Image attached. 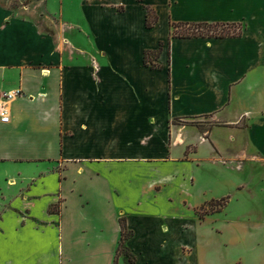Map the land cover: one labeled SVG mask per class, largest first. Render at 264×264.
I'll use <instances>...</instances> for the list:
<instances>
[{"label":"crops","instance_id":"0c3cea01","mask_svg":"<svg viewBox=\"0 0 264 264\" xmlns=\"http://www.w3.org/2000/svg\"><path fill=\"white\" fill-rule=\"evenodd\" d=\"M12 5L0 0V95L20 92L0 121V264H264V0ZM171 23L243 30L173 38ZM161 46L160 68L145 65Z\"/></svg>","mask_w":264,"mask_h":264},{"label":"trees","instance_id":"16d2710c","mask_svg":"<svg viewBox=\"0 0 264 264\" xmlns=\"http://www.w3.org/2000/svg\"><path fill=\"white\" fill-rule=\"evenodd\" d=\"M158 22V17L150 8H147V20L146 24L148 28H152ZM39 23V22H37ZM236 29L235 31L231 32L232 29ZM171 36L173 38H226V37H239L242 35L243 27L237 24H209V23H171ZM207 30L206 32H202ZM221 30V32H218ZM47 33L49 30L45 28ZM209 31V32H208ZM162 46L157 51H146L144 56V63L147 66H151L152 68H160L159 64L157 63L161 53H162ZM226 199H222L218 202H211L209 206L211 207L210 210L207 212L204 211V207L197 211V214L202 218L204 215L209 213L219 212L225 205L222 203L226 202ZM219 209H216L218 208ZM215 208V209H214ZM205 212V213H203ZM121 229H122V239L120 246L117 250V255L120 253V249L122 245H124L125 240L130 237V232L127 231V226L125 223V219H121L120 221ZM114 264H117V260H115Z\"/></svg>","mask_w":264,"mask_h":264},{"label":"rangeland","instance_id":"374dc122","mask_svg":"<svg viewBox=\"0 0 264 264\" xmlns=\"http://www.w3.org/2000/svg\"><path fill=\"white\" fill-rule=\"evenodd\" d=\"M32 3V0H13V5L11 6L13 9H14V11L15 12H17L18 10H19V8H23V7H27L28 8V6L30 5ZM23 10V9H22ZM20 11V10H19ZM30 15H31V17H34L35 19H37V21L39 22V23H41L42 25H44L45 23H43V22H41L40 21V18L38 17V16H36V15H33L32 14V11L30 10ZM27 14H28V12H26ZM45 29V28H44ZM236 29H232L231 30V32H233V31H235ZM207 30H204V31H202V32H206ZM209 32V31H208ZM218 32H221V30H218ZM58 169H59V171L60 172H63V170H64V167H62V165H59V167H58ZM218 202V201H217ZM227 202V201H226ZM226 202H224V203H222V205H225L226 204ZM254 203V202H253ZM210 204V203H209ZM209 204L207 205V206H205L204 207V211L205 212H207L208 210H210L211 209V207L209 206ZM255 204V203H254ZM215 209V208H214ZM216 209H219V207L218 208H216ZM59 211V206L57 205V206H54V207H52V209H51V212H53V213H56V212H58ZM205 212H203V213H205ZM84 236H86L85 235V233H83V228H82V225H81V228L79 229L78 227H76V230H75V234H74V238L77 240V239H82V238H84ZM93 247H94V249H96V250H92V249H89V253H88V255L89 256H93V255H95V253H94V251L95 252H100L101 250H100V246H95V245H93ZM102 247V246H101ZM81 251L83 252V253H87L88 252V250H86V249H81ZM125 252H127V249L125 248V246L124 245H122V247H121V249H120V253H125ZM94 262V264H105V260H101V259H98V260H94L93 261ZM88 264H90V263H88Z\"/></svg>","mask_w":264,"mask_h":264},{"label":"built area","instance_id":"2783aa9c","mask_svg":"<svg viewBox=\"0 0 264 264\" xmlns=\"http://www.w3.org/2000/svg\"><path fill=\"white\" fill-rule=\"evenodd\" d=\"M24 8V7H23ZM20 95L19 91L6 92L0 95V121L8 123L10 116L8 114V102Z\"/></svg>","mask_w":264,"mask_h":264}]
</instances>
